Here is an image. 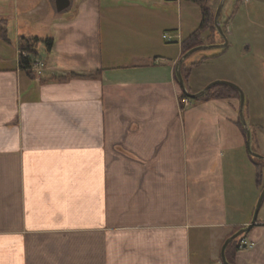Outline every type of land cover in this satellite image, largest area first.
Here are the masks:
<instances>
[{
    "label": "crops",
    "instance_id": "crops-1",
    "mask_svg": "<svg viewBox=\"0 0 264 264\" xmlns=\"http://www.w3.org/2000/svg\"><path fill=\"white\" fill-rule=\"evenodd\" d=\"M12 1L0 40V264H221L253 214L228 206L246 165L239 104L229 99L230 120L218 106L180 110L181 46L156 55L149 3L70 0L57 12L55 0ZM27 39L35 55L20 51ZM245 119L258 145L264 128L252 109ZM259 212L225 250L234 264H264Z\"/></svg>",
    "mask_w": 264,
    "mask_h": 264
},
{
    "label": "rangeland",
    "instance_id": "rangeland-1",
    "mask_svg": "<svg viewBox=\"0 0 264 264\" xmlns=\"http://www.w3.org/2000/svg\"><path fill=\"white\" fill-rule=\"evenodd\" d=\"M35 1L38 2V0H31L32 3ZM105 1L107 5L113 8H116L118 3L123 4L126 1V3H139L140 5L149 3L150 19L155 27L153 41L156 55H173L178 50V47L181 46L180 42L198 29L201 19L199 6L202 3L195 4L186 1L179 3V1L175 0ZM219 2L220 0H212L207 4L212 17ZM101 3L104 4V1L101 0ZM15 4L16 1L0 0V19L6 18L9 19V24L12 23L10 17L14 13ZM3 23V21H0V32L6 30V25ZM219 24L223 27L228 44L225 48L212 47L197 50L185 58L183 63L187 67L184 73L186 77L189 75L187 82L189 90H187L190 93H196L199 91L196 89L206 86L215 80L232 82L245 95V104L247 103L248 106H246L245 118H247V111L249 115V111L252 109L258 120L255 124L262 125L264 128V0H225L219 14ZM179 25L181 26L179 27ZM210 25L209 30L199 34L195 41L192 42L195 45L190 48L199 45L221 44L223 42L213 28L212 21ZM103 26L104 28L107 26L105 21ZM178 32L180 33V41L175 40V37H173ZM163 34L171 35L173 42L163 40ZM30 42L32 41H29L28 44ZM21 44L27 45V41L22 40ZM40 50L43 51V48H40ZM191 75L192 78H190ZM181 94L180 90L178 96L180 110L185 108L190 102H195L192 106L210 105L214 108V111L215 106H218L223 115H228L226 117L227 120H230V115H233L232 108L228 104L229 99L195 101L186 97L183 98ZM234 100L236 104H239L238 98H234ZM246 120L247 123L249 121L250 124L252 123L251 120ZM257 137L259 144L257 145L253 140L252 150L264 156V129ZM243 154L246 165L242 168L241 178H237L234 181V196L230 199L231 203H228L231 211L240 216L245 213L244 206L254 210L256 201L264 187V165L261 168V183L258 186L254 162L248 155L246 148ZM260 207V212L264 211V198ZM250 215L252 216V214ZM239 238L241 237L239 236Z\"/></svg>",
    "mask_w": 264,
    "mask_h": 264
},
{
    "label": "trees",
    "instance_id": "trees-1",
    "mask_svg": "<svg viewBox=\"0 0 264 264\" xmlns=\"http://www.w3.org/2000/svg\"><path fill=\"white\" fill-rule=\"evenodd\" d=\"M179 1H186V2H192V3H202V5L199 6L200 11H201V19H200V23H199V27L197 30H195L192 34H190L188 37H186L184 40H182L181 42V55H183L184 53H186L188 50H190L192 46H194L195 44H192V42L195 41V39L198 37L199 34H201L202 32H205L206 30H209V26H211V21H212V26L215 29V31L217 32V34L219 35L217 29L214 26V15L212 17L210 8L207 6L208 3H210L212 0H179ZM215 14V13H214ZM0 21H3L4 25H6V20L5 19H0ZM222 30L223 27L221 26ZM220 36V35H219ZM220 38L222 39V37L220 36ZM0 40L4 41V42H9V38L7 36L6 30L0 32ZM27 41V45H20V51H25L28 52L32 55L36 54V50H35V46H34V41L36 40H26ZM29 41H32L28 44ZM223 41V39H222ZM45 46L46 48L49 50L52 46V39L48 38L45 40ZM18 65L19 68L22 69L23 71H25L29 76L31 75V68H32V58L30 56L27 55H23L22 52L19 54L18 56ZM187 66L184 65V63H182L181 66V74L182 77L184 79L186 88L188 89L187 86V82H188V77L189 75H187V77L185 76L186 74L185 72V68ZM80 77V75H76V74H70V77ZM68 78L67 77H58V78H50V80H60V81H66ZM175 80L176 76H175ZM178 82V81H177ZM189 90V89H188ZM182 92V91H181ZM182 97L184 98V94H181ZM234 98H238L239 99V94L238 92L231 86L228 85H222V84H218V85H214L212 86L203 96L195 99V101H209L211 99H234ZM237 125L239 126L242 134L244 135L245 139V132L243 130V126L239 120V118L237 119ZM252 141V140H251ZM251 148H252V142H251ZM249 155V154H248ZM250 156V155H249ZM252 161L254 162V166L256 169V181H257V185L260 186L261 183V168L264 165V160L262 159H257L254 158L252 156H250ZM240 229V228H239ZM237 229V230H239ZM244 235V234H243ZM241 235V236H243ZM240 236V237H241ZM240 239V238H239ZM239 239H235L233 240L231 243H229L228 247L229 248H234L237 249L238 247V241ZM227 261L231 264H234V257L230 256L227 257Z\"/></svg>",
    "mask_w": 264,
    "mask_h": 264
},
{
    "label": "water",
    "instance_id": "water-1",
    "mask_svg": "<svg viewBox=\"0 0 264 264\" xmlns=\"http://www.w3.org/2000/svg\"><path fill=\"white\" fill-rule=\"evenodd\" d=\"M224 3H225V0H220L218 6L216 8L215 14H214V26L217 29L219 35L222 37L223 42L221 44L199 45V46L193 47L190 50H188L176 62L175 76H176V79L178 81V84L180 86L182 93L184 94V96L186 98L191 99V100H195V99L203 96L214 85L222 84V85H228V86L233 87L239 94L238 117H239V120L243 126V130L245 132L247 152L250 156H252L254 158L264 160V156H261L257 152L253 151L251 148V132H250V129L248 127V124H247V121H246L245 115H244L245 95H244L243 91L237 85H235L232 82L225 81V80H215V81L208 83L206 86H204L198 92L190 93L186 88L184 79H183L182 74H181L182 63L185 60V58H187L191 53H193L197 50L209 49L212 47H223V48H225L227 46V44H228L227 39H226L224 32H223V30L219 24V14L221 12V9H222ZM69 5H70V0H55L54 1V6H55V9L57 12L64 11L65 9H67L69 7ZM263 198H264V187H263V189H262V191H261V193H260V195L256 201V204L254 206V210H253V214H252V218H251L250 223L247 226L237 230L235 233H233L231 236H229L224 241V243L221 247V250H220V258H221L222 264H231L226 259L225 250H226L227 246L229 245V243H231L233 240L237 239L239 236L247 233L251 229V227L256 223L257 215H258L261 203L263 201Z\"/></svg>",
    "mask_w": 264,
    "mask_h": 264
},
{
    "label": "built area",
    "instance_id": "built-area-1",
    "mask_svg": "<svg viewBox=\"0 0 264 264\" xmlns=\"http://www.w3.org/2000/svg\"><path fill=\"white\" fill-rule=\"evenodd\" d=\"M162 39H163V40H166V41H168V42H173V38H172V36L169 35V34H163V35H162Z\"/></svg>",
    "mask_w": 264,
    "mask_h": 264
}]
</instances>
